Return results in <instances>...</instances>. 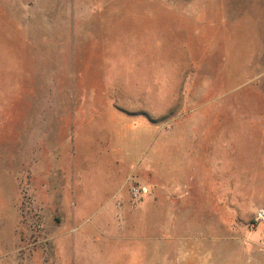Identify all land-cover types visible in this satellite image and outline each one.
I'll use <instances>...</instances> for the list:
<instances>
[{"label": "rangeland", "instance_id": "obj_1", "mask_svg": "<svg viewBox=\"0 0 264 264\" xmlns=\"http://www.w3.org/2000/svg\"><path fill=\"white\" fill-rule=\"evenodd\" d=\"M261 208L264 0H0V264H264Z\"/></svg>", "mask_w": 264, "mask_h": 264}, {"label": "built area", "instance_id": "obj_2", "mask_svg": "<svg viewBox=\"0 0 264 264\" xmlns=\"http://www.w3.org/2000/svg\"><path fill=\"white\" fill-rule=\"evenodd\" d=\"M133 191L135 195H139L140 193L145 192L146 188L138 186V187H135ZM256 220L264 221V208H261L260 210H258Z\"/></svg>", "mask_w": 264, "mask_h": 264}]
</instances>
